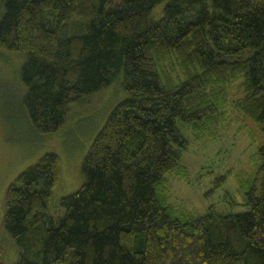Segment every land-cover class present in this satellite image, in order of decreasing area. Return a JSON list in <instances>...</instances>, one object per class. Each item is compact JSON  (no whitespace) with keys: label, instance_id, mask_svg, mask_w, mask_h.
Segmentation results:
<instances>
[{"label":"trees","instance_id":"1","mask_svg":"<svg viewBox=\"0 0 264 264\" xmlns=\"http://www.w3.org/2000/svg\"><path fill=\"white\" fill-rule=\"evenodd\" d=\"M12 55L20 104L44 136L116 84L124 97L82 161L81 187L60 199L63 217L50 213L56 153L9 186L16 264H264V144L247 211L179 217L162 187L189 148L184 127L221 124L237 81V109L264 133V0H0V57Z\"/></svg>","mask_w":264,"mask_h":264},{"label":"rangeland","instance_id":"2","mask_svg":"<svg viewBox=\"0 0 264 264\" xmlns=\"http://www.w3.org/2000/svg\"><path fill=\"white\" fill-rule=\"evenodd\" d=\"M21 60L16 55L0 57V244L4 264H16L19 255L3 225L9 186L45 154L56 153L61 169L50 213L56 220L63 217L65 209L60 199L81 187L82 161L111 110L124 98L116 84L112 91L94 97L92 104L74 110L61 132L44 136L32 127L20 104L24 93L17 75ZM172 66L169 63L167 70L172 72ZM243 96L237 81L230 88L226 115L216 122L221 124L206 133L184 127L189 148L183 153L180 167L166 176L162 186L164 197L179 217L204 215L210 208L219 214L250 209L245 203L246 190L260 164L258 151L264 144V133L237 109ZM223 176L225 180L219 183Z\"/></svg>","mask_w":264,"mask_h":264}]
</instances>
